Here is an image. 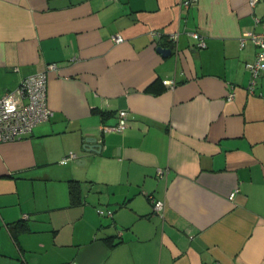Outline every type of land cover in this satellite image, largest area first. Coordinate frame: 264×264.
Instances as JSON below:
<instances>
[{"label":"crops","instance_id":"obj_1","mask_svg":"<svg viewBox=\"0 0 264 264\" xmlns=\"http://www.w3.org/2000/svg\"><path fill=\"white\" fill-rule=\"evenodd\" d=\"M181 2L0 0V96L55 64L50 118L0 141V264H264V0Z\"/></svg>","mask_w":264,"mask_h":264},{"label":"built area","instance_id":"obj_2","mask_svg":"<svg viewBox=\"0 0 264 264\" xmlns=\"http://www.w3.org/2000/svg\"><path fill=\"white\" fill-rule=\"evenodd\" d=\"M197 0H182L181 4L185 8L196 3ZM258 0H248L250 6H254ZM256 24L260 25V29L251 32L245 38L241 39V45L246 40H249L254 48V57L251 61L245 62V68L250 73L248 89L254 92L256 88L257 78L264 72V19L255 17ZM194 40L196 48H203L206 46L204 37L197 31L190 32ZM115 42L123 41L120 34L112 36ZM172 41L176 40V35H171ZM55 68V64H48L46 70L30 74L23 78L18 87L9 92H5L0 96V141L15 140L21 138L25 134H29L33 127L40 121L48 120L52 115V110L47 105L46 84L47 72ZM165 84L171 83L170 80H164ZM232 97V93L229 98ZM126 110H118L117 122L102 126V131H122L126 127ZM76 158L75 154L64 156L60 163H66L69 160ZM161 173V170H159ZM237 190L229 193V199H233ZM152 204L154 212L162 215L164 210V202L154 198L151 194L147 195ZM100 214L111 215L110 209H99Z\"/></svg>","mask_w":264,"mask_h":264},{"label":"water","instance_id":"obj_3","mask_svg":"<svg viewBox=\"0 0 264 264\" xmlns=\"http://www.w3.org/2000/svg\"><path fill=\"white\" fill-rule=\"evenodd\" d=\"M157 50L162 53L164 56H169L172 53V49L168 47H158ZM100 145L96 144L94 140L87 141L86 144L83 146L84 150L93 151V152H100Z\"/></svg>","mask_w":264,"mask_h":264},{"label":"trees","instance_id":"obj_4","mask_svg":"<svg viewBox=\"0 0 264 264\" xmlns=\"http://www.w3.org/2000/svg\"><path fill=\"white\" fill-rule=\"evenodd\" d=\"M255 50V48H254ZM69 192L72 202L80 200V182L76 180H69Z\"/></svg>","mask_w":264,"mask_h":264},{"label":"rangeland","instance_id":"obj_5","mask_svg":"<svg viewBox=\"0 0 264 264\" xmlns=\"http://www.w3.org/2000/svg\"><path fill=\"white\" fill-rule=\"evenodd\" d=\"M71 153V152H70ZM76 158H77V154H76Z\"/></svg>","mask_w":264,"mask_h":264}]
</instances>
